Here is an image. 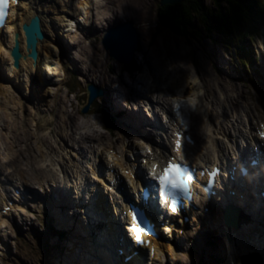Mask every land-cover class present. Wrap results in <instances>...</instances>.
<instances>
[{"label":"rangeland","instance_id":"1","mask_svg":"<svg viewBox=\"0 0 264 264\" xmlns=\"http://www.w3.org/2000/svg\"><path fill=\"white\" fill-rule=\"evenodd\" d=\"M161 1L103 0L102 2L104 3L101 9H103L104 13L96 20L98 23L103 24L104 30L110 24H113L117 20V17L132 20L133 25L139 33V41L142 45L137 50V59L142 64L143 69L141 73L149 76L154 72L157 73L155 83L159 81L161 84H171V75L177 79L178 84L193 79L197 80L198 76V81H205L206 85L213 86L207 74H203L205 71L203 63L207 62L208 55L206 48L208 51L212 50L209 46L211 39L205 33L207 31L204 25L205 16L199 15V18L195 22L197 25H195L188 35L177 34L168 27L160 26L159 7H161ZM201 2L206 7L213 6L211 0H201ZM89 27L91 28L90 32L86 31L84 34L86 37L82 34L79 37H73L71 33L67 37L64 35L67 43L63 45V57L62 54L60 55V52L54 53L55 76H62V63L64 62L67 68V75L72 77L71 82L74 85H79L80 89H85L86 82L91 80L97 83L98 90L105 91L106 85L108 87L111 86L112 89L116 88L119 90L124 99L130 100V103L134 104L132 89L130 91L127 90L123 79L127 77L130 80L129 75L133 76L136 73H124V65L112 59L102 45L101 40L104 30L101 28L97 29L95 24L94 26L90 24ZM157 33L158 35L156 36ZM64 34H67V32ZM214 46L216 47V45ZM199 61H202L201 65H199ZM141 73L138 74V77ZM75 76L79 77L80 82L76 80ZM105 83L107 84L104 86ZM48 85L50 91H46L42 99L43 102L51 104L50 112L47 114L50 124L47 125L46 129H53V135L55 137L59 135L56 138H53L49 134L43 135L44 129L36 124L39 113L34 110L38 107H31L26 103L25 99L24 101H19L18 97L13 98L14 91L12 89L9 90L12 94H9L8 91L7 95L13 107V124L16 125L17 136L19 141L22 142L20 156L25 159L30 158V165H35L36 169H34L35 171L29 170L33 174L37 172L43 173L47 168H51L53 174L58 173V170L54 167L55 163L60 159V151L66 156H69L71 153L77 156L78 153L82 155L78 151L79 147L88 148L99 140L106 141L109 145H119V140L121 139L130 141V143L135 142L134 138L128 137L126 133L119 129V126H115L112 123H109L106 129L101 128V119H98L99 116L95 112L101 104H104L105 96H101L94 101L89 111L83 113L81 110L82 105L85 103L83 91L81 93L78 91L73 94L68 93L67 85L61 81ZM201 99L203 98L201 97ZM231 99L232 97H226V101L228 102H231ZM195 100L199 101L197 98ZM224 101H220L221 104H224ZM213 103L216 105L215 99ZM22 105L26 107V110L20 109ZM40 107L45 108L44 106ZM92 111L95 114L91 113ZM40 112L47 113L48 110H40ZM1 117H4L3 111H0ZM58 138H62L69 146L65 148L63 141H59L57 144L54 139ZM41 142L46 144L45 152L49 162V165L46 167L37 162L34 163L35 154L31 153V147L30 149H26L25 147L27 143V145L33 146L39 151L37 145L42 148L43 144L41 145ZM136 143L140 144L138 140H136ZM50 163H53V165ZM61 174L65 175V173ZM70 235L73 237V241L71 242L80 243L82 241L77 233L71 232ZM176 259L175 264H183L184 262L185 264H189V260L185 256L179 259L177 257Z\"/></svg>","mask_w":264,"mask_h":264},{"label":"snow or ice","instance_id":"2","mask_svg":"<svg viewBox=\"0 0 264 264\" xmlns=\"http://www.w3.org/2000/svg\"><path fill=\"white\" fill-rule=\"evenodd\" d=\"M12 3H17V0H12ZM8 6V0H0V25L5 23L6 8ZM4 49L0 48V51ZM5 55L8 53L5 51ZM195 104V100H192ZM177 108L180 107L179 104L176 105ZM264 128V125L261 126ZM260 137L264 139V131L259 133ZM175 157L167 161L166 166L163 171L157 176L158 165H153L151 169V174L156 177L157 180V193L160 197V202L167 204L172 212H176L177 206L176 202L182 199H192V191L190 184L194 180V172L187 163L177 162L186 160V150L182 145V138L179 133L176 134L174 140ZM152 150L149 149V152ZM126 175H131V173H126ZM215 175V173H213ZM207 190V189H205ZM171 201V203H169ZM140 213L133 208L131 211V227L128 228L129 233L135 244L148 245L152 247L153 252H155V247L151 245V241L145 239L149 236V231L142 226L143 221L139 219Z\"/></svg>","mask_w":264,"mask_h":264},{"label":"bare ground","instance_id":"3","mask_svg":"<svg viewBox=\"0 0 264 264\" xmlns=\"http://www.w3.org/2000/svg\"><path fill=\"white\" fill-rule=\"evenodd\" d=\"M90 4L91 3H89V0H83V5H84V9H83V12H84V14L85 15H89V13H90V11H91V6H90ZM161 4V6H164V5H167V4H169V3H160ZM96 8L95 9H97L98 10V8L99 7H101V4H100V0H96ZM95 7V6H94ZM94 7H93V10H94ZM21 28H22V24H21ZM22 31H23V28H22ZM24 32V31H23ZM42 42L43 41H41L40 43H39V47L41 48H43V46H44V44H42ZM48 52L47 53H45V56L47 57V59H48V57H50V55L48 56ZM32 64V63H31ZM42 64L44 65V66H42ZM34 67V66H33ZM32 67V68H33ZM41 69H42V73L43 74H47L46 73V71H48L49 72V75H50V73L51 74H53V69L51 68V70L50 69H48V66L46 67L45 66V64L44 63H42L41 62ZM47 69V70H46ZM144 75V74H143ZM144 79L146 80V81H148L147 80V77H144ZM194 82H195V80H194ZM193 82V83H194ZM151 87H154V86H151ZM199 88V86L198 85H194V87H193V91L192 92H190V96L191 95H193L194 94V96H196L197 95V97L199 96V94L197 93L196 94V90ZM4 89V87L2 86V84H1V92H2V90ZM157 88H155V89H153V91H155ZM150 90V89H149ZM113 97L115 96H117L116 95V93L115 94H113L112 95ZM150 98V96L147 98V99H149ZM223 101V100H222ZM245 102V101H244ZM121 111V110H120ZM117 114V117H119L120 119H123L124 121H127L125 118H123V112H116ZM137 118H138V115H137ZM153 118H159L158 117V115L157 114H155V115H153ZM134 120V119H133ZM152 121V120H151ZM140 124H141V128L142 129H144L143 127H142V124L144 123V122H139ZM129 124H131V123H129ZM177 124L180 126V124H179V122H177ZM132 125V124H131ZM39 126H43V123L41 122L40 124H39ZM133 126H135L136 128H139V126L138 125H136V124H134ZM164 131V130H163ZM202 135H203V133H202ZM209 135L210 134H207L206 135V137L207 138H205L204 136H203V140L205 141V144H206V146H207V144H209V142L212 140L210 137H209ZM121 142H122V140H121ZM142 145L144 146V147H146V142L144 141L143 143H142ZM25 147H26V149H30V147H31V153L33 152L34 154H35V158H36V156H40V155H38V153H39V151H40V149H41V147H39L38 145H37V147L39 148V151H37L36 150V148L35 147H33V146H30V145H25ZM194 148V147H193ZM151 150H153L152 148H150ZM151 153H152V151L151 152H148V156H150L151 155ZM10 155H11V153H10ZM8 156V153H7V155L6 156H4V157H7ZM30 157V156H29ZM155 157H157L156 155H155ZM35 158H34V160H35ZM42 158L43 159H46V156H42ZM16 157H15V161H16ZM216 160V157H215V155H212V156H210L209 155V158H205V162H208L209 160ZM27 160H28V162H30V158H27ZM42 159H39V161H41ZM157 162H159V161H153L152 162V164H151V167L149 168V169H152V165L153 164H155V163H157ZM31 165H33V164H31ZM109 167H114V168H118L119 170H120V168H124L123 166H127V168H129V167H131V168H133V173H137L138 172V170H139V167L135 164H133V165H131L130 163H125V161H122V163H118V162H115V163H110L109 165H108ZM134 166H137L138 168H135ZM28 169H30V168H28ZM31 170V169H30ZM60 171V170H59ZM71 171H72V177L70 176L69 177V179L67 180V181H69V183H70V185L68 184V182H67V185H68V187L67 186H60V183H65V176L63 175V177H62V175L61 174H59V173H56V174H53L52 173V171L51 170H48V169H46V171L45 172H47V174H43V176H45V177H47V179H49V180H51V181H49V182H56V184H57V187H55V190H56V192H57V195H58V199H57V201L58 202H63V201H65V202H70V203H72V201L70 200V197H69V195H70V189H72L71 188V186L73 185V184H85L86 182H87V176L89 175V172H88V170H85L84 172L83 171H81V170H78L77 172H74V170L71 168ZM121 172V171H120ZM61 173V172H60ZM121 173H123L124 174V172H123V170H122V172ZM127 173V172H126ZM125 173V174H126ZM12 176V175H11ZM127 177L130 179V177L127 175ZM41 179H42V177H40ZM133 179V178H132ZM54 180H56V181H54ZM132 181V180H131ZM33 182H36V181H31V183H33ZM133 183V182H132ZM11 184H13V181L11 180ZM10 186L9 185H7V184H5V183H1V191L3 192V193H6L8 190H10ZM58 188H61V190L59 191L58 190ZM86 188V187H85ZM87 189V188H86ZM85 189V190H86ZM77 190L78 191H81L82 189H79V188H77ZM52 192H53V190H51ZM66 192H67V194H68V196L66 197ZM247 195L250 197L251 196V193H247ZM49 196H50V194H49ZM48 196V197H49ZM61 203V204H63V205H65V206H67L68 204L67 203ZM76 202V199H75V201H74V203ZM31 204V207H35V208H38V206L35 204V203H30ZM78 205L77 204H75V206L74 207H77ZM107 208L110 210L111 209V206L110 205H107ZM53 210H54V207H53ZM222 211H223V209L222 208H219L218 209V211L216 212V216L217 217H221V214H222ZM151 212H152V214H154V213H156V210L155 209H153V210H151ZM215 216V217H216ZM61 218H62V220H65L66 218H67V216L65 215V214H63V216H61ZM79 222H80V224H78V223H75V225L77 226V228H79V227H81L82 225H83V223H81L82 222V220L81 219H79ZM59 227H62V224H61V222H59V224H58V228ZM58 231H59V233H61V234H64V232H62L61 230H60V228L58 229ZM112 231H113V233L115 232L116 234H115V237L116 236H118V238L120 237V233H122V229L120 228V226L118 225V223H117V221H116V223H115V221L113 222V227H112ZM53 234V233H52ZM187 235V234H186ZM54 237V236H53ZM61 240H63L62 238H61ZM105 243V246L107 247H110L109 246V242L107 241V242H104ZM57 244H59V242H57ZM125 244V243H124ZM116 245V244H115ZM204 245V240H202L201 241V244H200V247H202ZM60 251V250H59ZM58 251V249H56V253H58L59 252ZM29 252V251H28ZM172 252V251H171ZM70 255H71V257H72V259H71V257H68V258H66L65 257V259H64V261H63V259H57L58 260V262H56V260H55V264H68L70 261L72 262L73 260H74V256L70 253ZM175 256H177V257H180L179 256V254L178 253H176L175 254ZM77 257H80V255L79 256H77ZM84 258H85V260H86V256L84 255ZM81 259H83L82 257H81ZM133 261H136V259L134 258L133 259ZM140 261H143L142 259H140Z\"/></svg>","mask_w":264,"mask_h":264},{"label":"trees","instance_id":"4","mask_svg":"<svg viewBox=\"0 0 264 264\" xmlns=\"http://www.w3.org/2000/svg\"><path fill=\"white\" fill-rule=\"evenodd\" d=\"M213 6L206 7L201 0H184L159 7L160 26H165L180 35H188L197 25L202 14L205 27L210 31L229 29L231 22L239 20L244 12L242 0H211ZM158 33L156 34V36ZM132 64H136L134 61ZM136 64L134 69H138Z\"/></svg>","mask_w":264,"mask_h":264},{"label":"water","instance_id":"5","mask_svg":"<svg viewBox=\"0 0 264 264\" xmlns=\"http://www.w3.org/2000/svg\"><path fill=\"white\" fill-rule=\"evenodd\" d=\"M182 1L184 0H162V3ZM103 42L112 56L121 62L130 63L133 59V52L139 45V33L132 22H128L110 30Z\"/></svg>","mask_w":264,"mask_h":264}]
</instances>
